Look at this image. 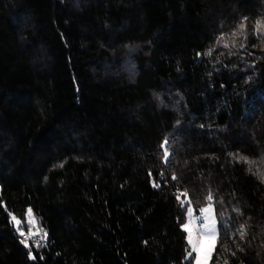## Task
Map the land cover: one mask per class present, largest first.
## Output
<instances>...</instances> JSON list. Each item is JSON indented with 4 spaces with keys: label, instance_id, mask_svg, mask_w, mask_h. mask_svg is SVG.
Here are the masks:
<instances>
[{
    "label": "trees",
    "instance_id": "1",
    "mask_svg": "<svg viewBox=\"0 0 264 264\" xmlns=\"http://www.w3.org/2000/svg\"><path fill=\"white\" fill-rule=\"evenodd\" d=\"M258 21L264 0H0V264H193L209 193V264H264Z\"/></svg>",
    "mask_w": 264,
    "mask_h": 264
},
{
    "label": "snow or ice",
    "instance_id": "2",
    "mask_svg": "<svg viewBox=\"0 0 264 264\" xmlns=\"http://www.w3.org/2000/svg\"><path fill=\"white\" fill-rule=\"evenodd\" d=\"M241 29H243L244 25L241 24ZM257 31H264V25H262L259 21L257 22ZM233 35H236V33H233ZM221 39H223V37H221ZM225 48H228L229 45L228 44H224ZM199 55V54H197ZM208 55H211V51L208 53ZM168 144V141H165V145ZM165 158L168 157L169 153L167 151H165L164 153ZM241 160H247L246 157H240ZM173 180H176L177 177L175 175L172 176ZM156 187H159V185H154ZM177 200L180 201L181 203V207H184L185 201L180 200V196L176 197ZM209 203L208 207H201L199 209V213H200V217H197V220L199 221V225H198V235L194 236L193 234V227H192V219H193V208L191 206L187 207V217H188V223H183L181 225L182 230L184 232L187 233L186 239H187V243L190 246L191 251H189L185 257V260L188 261L190 259H194V264H208L209 260L211 259V256L215 250V246H216V241H217V235H218V228H217V220L213 218L212 216V205H211V201L213 200V196L211 193H209L208 197H207ZM238 211V209H237ZM31 212L32 209L29 208L28 209V214H29V224L31 225L32 220H31ZM9 215L11 216V220L12 222H14L15 225H19L20 221L17 220L16 216L11 215V213H9ZM179 219V218H178ZM241 228H243V226H241ZM17 231L19 232L20 236H25V233L23 231H21L19 229V227H17ZM29 237H31L33 235L32 233V229L31 227H29ZM239 238L241 241H243L245 239V232L243 230L240 231L239 234ZM27 239L25 238L24 240H21L20 243L23 244L25 246V248H28L29 245L27 243ZM206 245V247H205ZM202 248H204V253L203 256L201 255V250ZM239 251H244L243 248H238ZM225 251H229V249H225ZM192 253H196L195 257H192ZM233 256L236 255V252H232L231 253ZM29 258L32 259L33 258V254L32 252L28 253ZM224 264H229V261L227 259L224 260Z\"/></svg>",
    "mask_w": 264,
    "mask_h": 264
},
{
    "label": "rangeland",
    "instance_id": "3",
    "mask_svg": "<svg viewBox=\"0 0 264 264\" xmlns=\"http://www.w3.org/2000/svg\"><path fill=\"white\" fill-rule=\"evenodd\" d=\"M180 196V200H182V201H186L187 199H184L183 197H182V195H179ZM209 203L210 202H208V203H205L202 207H208L209 206ZM212 205V204H211ZM189 206H191V205H189ZM188 207V206H187ZM187 207H186V210H185V219H184V221L181 223V225L183 224V223H188L189 221H188V217H187ZM192 207V206H191ZM193 208V207H192ZM201 208V207H200ZM199 208V209H200ZM199 209H197V210H195L194 208H193V219H192V227H193V234H194V236H197L199 233H198V225H199V221L197 220V217H200V213H199ZM212 216H213V218L214 219H216L217 220V218H216V216H215V212H214V207H213V205H212ZM217 228H218V224H217ZM185 234H186V236H187V233L185 232ZM218 236V235H217ZM186 241H187V239H186ZM205 247H206V245H205ZM204 248H202V250H201V255L203 256V253H204ZM189 251H191V249H190V246L188 245V243H187V251H186V255H187V253L189 252ZM195 255H196V253H192V257L194 258L195 257ZM192 261H193V264H194V259H192ZM209 262H210V260H209ZM209 262H208V264H209Z\"/></svg>",
    "mask_w": 264,
    "mask_h": 264
},
{
    "label": "built area",
    "instance_id": "4",
    "mask_svg": "<svg viewBox=\"0 0 264 264\" xmlns=\"http://www.w3.org/2000/svg\"><path fill=\"white\" fill-rule=\"evenodd\" d=\"M25 233V236H21V238L24 240L25 238L27 239V242H30L32 244H39V243H44L46 242V235L41 232V231H32L33 235L29 237V232L28 231H23Z\"/></svg>",
    "mask_w": 264,
    "mask_h": 264
}]
</instances>
